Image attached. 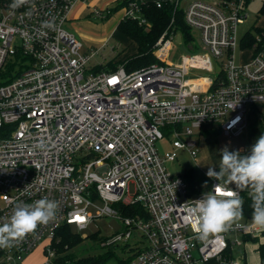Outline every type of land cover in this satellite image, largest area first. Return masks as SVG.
<instances>
[{
	"label": "built area",
	"instance_id": "1",
	"mask_svg": "<svg viewBox=\"0 0 264 264\" xmlns=\"http://www.w3.org/2000/svg\"><path fill=\"white\" fill-rule=\"evenodd\" d=\"M90 1L28 0L16 9L10 7L13 0L0 1V224L21 202L46 197L59 203L53 221L13 247L0 248V264H25L41 244L44 264H53L64 226L82 231L103 217L124 228L108 246L135 232L148 243L125 264H246L235 258V246L259 250L264 230L243 215L228 231L195 239L188 208L219 181L211 178L204 193L192 195L166 164L180 150L196 160V137L207 125L231 137L245 133L250 113L264 119V29L254 33L252 43L248 33L238 35L251 0H199L183 9L182 0H171L184 11L191 43L167 31L154 47L158 63L103 72L95 71L103 64H92L100 50L85 51L66 25L84 7L86 18L116 16L120 23L134 20L150 29L141 7L147 0H129L116 13L126 0H101L100 7ZM162 4L157 0L159 8ZM194 30L201 52L171 62L176 45L195 49ZM166 135L172 151L162 156L157 143ZM228 186L243 202L251 199L250 188ZM119 204L141 205L147 217L125 216Z\"/></svg>",
	"mask_w": 264,
	"mask_h": 264
},
{
	"label": "rangeland",
	"instance_id": "2",
	"mask_svg": "<svg viewBox=\"0 0 264 264\" xmlns=\"http://www.w3.org/2000/svg\"><path fill=\"white\" fill-rule=\"evenodd\" d=\"M193 1L199 0H182L181 9L186 8L187 3H191ZM90 5L93 7H100L103 4H101V0H92L90 1ZM263 5L264 0L250 1L247 8L248 19L243 25H240L238 29L239 38L250 31H255V28L260 32H263ZM109 6L113 7L114 4H110ZM85 13V8H77V11L74 15L76 20L69 22L66 25V28L70 32L74 33L76 37L83 43L85 51L87 50L91 52L92 50H100L99 55L92 61L93 65H106L116 57L118 59H123L136 53L137 47L135 44L124 38L122 35H120V33L112 36V34L116 32L118 24L120 23V17L113 16V18L110 20H102L94 16L91 18H86L84 17ZM193 32L197 37L195 49H190L185 45H176L175 50L172 52L170 57L171 62L179 61L182 55L197 54L201 52L202 42L198 37V32L196 30ZM105 42L106 46H103ZM236 58L237 62L243 60L240 50L236 51ZM213 60L216 70L219 72L220 67L217 64V61L215 59ZM196 74L198 76L209 75V73L206 72H196ZM262 108L264 110V107ZM256 117H250L248 129L240 136L229 137L220 131H214L209 135H206L207 138L210 136L214 143V145H212L211 152L209 153V158L211 159L214 156L215 158H221L220 153L224 148H227L229 151H241V148H244L248 152L252 142H256L257 138L261 135V125L258 123L259 121L257 122L256 119H258V117ZM204 134L205 133H203V135ZM196 139L200 142V145L203 144L202 140L199 139V135L196 137ZM157 149L162 156L165 155V153L172 151L171 139L166 135L164 139L157 143ZM241 154L243 155V153ZM201 155H203V153L199 152L198 157L200 158ZM166 166L170 173H172L174 176H178L184 174L186 170L197 166V162L192 159L185 150H180L178 152L177 160L174 162H168ZM134 194L135 189L132 185L130 189V195L134 196ZM74 229V231L80 234L83 239L78 241L77 247L69 251V253L72 254L71 257L73 261L82 260L84 258H103L111 256L109 259V264H121L123 261L126 262L139 249L146 247L148 244L141 235L135 232L131 239L119 241L114 245V247L108 246V240H111L116 235L124 232L123 225L119 220L108 217L95 220V222H92L85 230L79 231L76 228ZM98 234H100V236L94 238V236ZM233 237L235 238V236ZM254 242H256V240H254ZM69 248L71 249L73 247L66 244L63 251L59 249L57 252L58 257L62 256V254L66 252V250H69ZM234 256L237 260L246 259L247 264H260V255L251 246L248 247L246 251L244 250V247L235 246ZM45 260L44 249L43 245L41 244L34 253L25 258V264H44Z\"/></svg>",
	"mask_w": 264,
	"mask_h": 264
},
{
	"label": "clouds",
	"instance_id": "3",
	"mask_svg": "<svg viewBox=\"0 0 264 264\" xmlns=\"http://www.w3.org/2000/svg\"><path fill=\"white\" fill-rule=\"evenodd\" d=\"M26 3L28 0H13L10 7L16 9ZM220 157L219 171L209 167L206 173L219 183L188 208L194 238L200 241L228 231L243 218V199L237 190L228 185H235L241 191L251 189L252 223L264 230V134L257 138L248 154L224 148ZM58 208L57 201L46 197L31 204H17L10 218L0 224V248L13 247L34 233L38 226L53 221Z\"/></svg>",
	"mask_w": 264,
	"mask_h": 264
},
{
	"label": "trees",
	"instance_id": "4",
	"mask_svg": "<svg viewBox=\"0 0 264 264\" xmlns=\"http://www.w3.org/2000/svg\"><path fill=\"white\" fill-rule=\"evenodd\" d=\"M1 2H10L12 0H0ZM163 2L162 7L157 6V0H147L142 4L143 16L151 25L150 29L144 26H140L137 21L134 20H124L122 21L116 30V34L120 33L124 38L128 39L130 42L135 44L137 47L136 53L127 56L123 59L114 58L106 65H101L96 67V72L103 71H116L120 66H125L128 71L140 70L143 68L150 67L159 62L154 54V47L158 40L167 31H176L181 33L187 44L191 43L193 40L192 30L185 22V14L181 9H176L175 3L171 0H161ZM129 0L122 2L116 9L115 13L123 8ZM264 13V5L262 8ZM173 19H175L174 24H172ZM254 33H261L255 28ZM252 31L248 32L249 42L252 43L254 40V33ZM120 57V56H119ZM264 134V119L259 121ZM219 170H217L218 172ZM181 176L188 183L192 195H199L206 191V188L211 184V178H209L199 167H192ZM252 200L246 198L243 202V215L246 218L252 217L253 209L251 207ZM125 216H133L135 214H140L143 217H147V213L141 205H116ZM74 227L70 225L64 226L60 231L58 238L61 243L58 245V250H64L66 244L72 246L62 254V256L57 257L53 264H109V259L111 256L103 258H84L82 260H72V254L69 253L72 249L77 247L78 241L83 239L80 234L74 231ZM100 236V234L95 235V237ZM108 240V239H107ZM114 247V246H110ZM260 253V264H264V243L259 247ZM123 261L121 264H125ZM247 264V263H246Z\"/></svg>",
	"mask_w": 264,
	"mask_h": 264
},
{
	"label": "crops",
	"instance_id": "5",
	"mask_svg": "<svg viewBox=\"0 0 264 264\" xmlns=\"http://www.w3.org/2000/svg\"><path fill=\"white\" fill-rule=\"evenodd\" d=\"M84 8V7H83ZM77 11V10H76ZM75 11V13H76ZM74 13V14H75ZM115 35V34H114ZM256 117V115L254 113H250L249 114V121H250V117ZM257 118V117H256ZM257 120V119H256ZM253 121H254V118H253ZM258 122V120H257ZM259 123V122H258ZM260 124V123H259ZM214 131H220L221 133H223L220 129L219 126L217 125H207L204 130L200 133H198L199 135V139L202 140L203 144L200 145V142L198 141L199 143V150H200V153H203V155H201V157H197V159L195 160L197 162V167H199L205 174L207 173L208 171V168L209 167H214L215 171L219 170V161H220V158L219 157H212L211 159L209 158V153L211 152V148H212V145H214L213 141L211 140L210 136L207 138L206 135H209L210 133L214 132ZM203 133H205L203 135ZM260 133L261 135L263 134L262 133V129L260 130ZM224 134V133H223ZM244 134V133H243ZM197 135V136H198ZM206 136V137H205ZM255 143V141L252 142V145ZM251 145V146H252ZM251 148V147H250ZM250 152V149L249 151L247 152L246 149L244 148H241V153L243 154H248ZM215 155V154H213ZM212 155V156H213ZM235 186V185H234ZM255 251H257L259 253V250L257 249L256 246H251ZM260 255V253H259Z\"/></svg>",
	"mask_w": 264,
	"mask_h": 264
},
{
	"label": "snow or ice",
	"instance_id": "6",
	"mask_svg": "<svg viewBox=\"0 0 264 264\" xmlns=\"http://www.w3.org/2000/svg\"><path fill=\"white\" fill-rule=\"evenodd\" d=\"M77 219H80L79 217H77Z\"/></svg>",
	"mask_w": 264,
	"mask_h": 264
}]
</instances>
